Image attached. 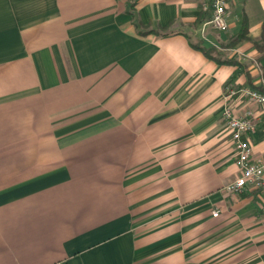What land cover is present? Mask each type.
<instances>
[{"label": "crops", "instance_id": "obj_1", "mask_svg": "<svg viewBox=\"0 0 264 264\" xmlns=\"http://www.w3.org/2000/svg\"><path fill=\"white\" fill-rule=\"evenodd\" d=\"M204 1L0 0V264H264L222 116L264 156V0Z\"/></svg>", "mask_w": 264, "mask_h": 264}, {"label": "built area", "instance_id": "obj_2", "mask_svg": "<svg viewBox=\"0 0 264 264\" xmlns=\"http://www.w3.org/2000/svg\"><path fill=\"white\" fill-rule=\"evenodd\" d=\"M236 1L238 0H205L201 4V11L207 15L203 27L225 31L228 27L230 5ZM233 98L254 103L264 109V92L259 90L250 87L227 89L226 102ZM222 116L238 169L237 178L225 190L231 193L255 191L260 195V209L264 213V156L254 160L253 149L247 138L256 129L253 113L245 111L238 115L227 105Z\"/></svg>", "mask_w": 264, "mask_h": 264}, {"label": "trees", "instance_id": "obj_3", "mask_svg": "<svg viewBox=\"0 0 264 264\" xmlns=\"http://www.w3.org/2000/svg\"><path fill=\"white\" fill-rule=\"evenodd\" d=\"M245 32H246V29H245V26L243 27V30H242V33L240 35V37H238L239 39H245ZM262 40H264V37H262ZM197 50H200L207 58H210V59H214L212 56H211V53L214 51L212 49H204V48H201V47H195ZM219 62V61H218Z\"/></svg>", "mask_w": 264, "mask_h": 264}, {"label": "rangeland", "instance_id": "obj_4", "mask_svg": "<svg viewBox=\"0 0 264 264\" xmlns=\"http://www.w3.org/2000/svg\"><path fill=\"white\" fill-rule=\"evenodd\" d=\"M1 153V152H0ZM1 185V184H0ZM235 193H238V192H235Z\"/></svg>", "mask_w": 264, "mask_h": 264}]
</instances>
